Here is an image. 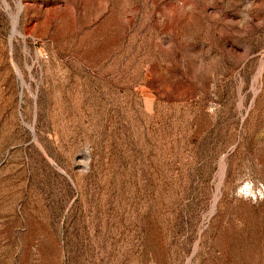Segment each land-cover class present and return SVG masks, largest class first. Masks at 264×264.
Wrapping results in <instances>:
<instances>
[{
	"label": "rangeland",
	"instance_id": "rangeland-1",
	"mask_svg": "<svg viewBox=\"0 0 264 264\" xmlns=\"http://www.w3.org/2000/svg\"><path fill=\"white\" fill-rule=\"evenodd\" d=\"M0 264H264V0H0Z\"/></svg>",
	"mask_w": 264,
	"mask_h": 264
},
{
	"label": "bare ground",
	"instance_id": "bare-ground-1",
	"mask_svg": "<svg viewBox=\"0 0 264 264\" xmlns=\"http://www.w3.org/2000/svg\"><path fill=\"white\" fill-rule=\"evenodd\" d=\"M17 30V17H14V32ZM17 69V72H18V75H19V77L21 78V79H23L22 78V75H21V73H20V71L18 70V68H16ZM30 128H32V126L30 127Z\"/></svg>",
	"mask_w": 264,
	"mask_h": 264
}]
</instances>
